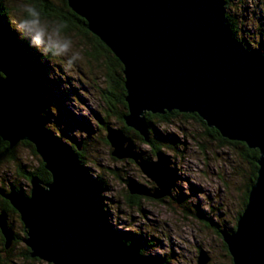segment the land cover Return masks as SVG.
<instances>
[{
  "label": "water",
  "instance_id": "water-1",
  "mask_svg": "<svg viewBox=\"0 0 264 264\" xmlns=\"http://www.w3.org/2000/svg\"><path fill=\"white\" fill-rule=\"evenodd\" d=\"M86 29L122 65L124 123L147 141L145 113L196 114L229 141L256 149V178L231 232L222 233L232 264H264V56L233 38L225 0H66ZM15 51L0 39V139L9 148L30 143L50 174L30 177L29 195L0 190L18 214L30 258L49 264H151L141 241L120 240L100 205V188L68 145L46 130L21 74ZM111 156L134 162L155 187L129 183L130 195L170 196L169 159L141 160L130 139L109 129ZM126 144V146H125ZM0 234L9 249L14 234L0 212ZM200 252L197 264H206Z\"/></svg>",
  "mask_w": 264,
  "mask_h": 264
},
{
  "label": "rangeland",
  "instance_id": "rangeland-1",
  "mask_svg": "<svg viewBox=\"0 0 264 264\" xmlns=\"http://www.w3.org/2000/svg\"><path fill=\"white\" fill-rule=\"evenodd\" d=\"M10 1L17 3V0ZM225 11L235 23L237 38H241L243 44L248 43L246 49L264 56V0H228ZM67 33L72 36L81 59L69 73L45 61L46 72L56 83L49 85L48 92L42 97H37L39 106L44 104V109L39 108L38 113L46 130L68 145L76 155L81 154L84 168L80 167L86 175L103 183V188L99 186L100 196L112 231L127 233L126 236L140 240L144 258L156 259L160 264H197L201 251L209 258L206 264H232L221 234L231 232L236 225L251 181L252 167L241 156L242 146L223 144L206 135L202 124L181 116L168 122L157 118L149 124L146 121L145 141L123 119L119 120L117 113L124 109L113 101L114 97L110 98L113 108H109L107 99H103L101 89L107 85L109 73L107 58L92 57L91 44L76 30ZM114 85H111L112 90ZM113 91L118 95L117 89ZM110 111L114 114L111 115ZM109 129L119 130L130 139L134 151H139L135 152L140 153L143 161L156 160L157 153H153V146L147 144L149 134L159 141L161 148L158 153L168 157L173 173L170 196L159 200L141 197L136 208L126 205L125 193L129 194L126 188L129 183L125 184L124 180L146 189H153L155 185L133 161L111 156L112 148L106 140ZM172 140L178 143L176 149L163 146ZM17 153L21 165L27 170L37 167V158L27 148L19 145ZM29 182L30 178L26 181L17 176L14 163L0 166V186L3 185L4 190L13 183L19 187V190L15 188L17 191L28 196ZM6 215L14 240L16 237L18 240L12 241L8 254L0 253L5 262L49 264L33 260L30 256L27 258L23 224L17 214ZM1 248L6 250L0 240Z\"/></svg>",
  "mask_w": 264,
  "mask_h": 264
},
{
  "label": "trees",
  "instance_id": "trees-1",
  "mask_svg": "<svg viewBox=\"0 0 264 264\" xmlns=\"http://www.w3.org/2000/svg\"><path fill=\"white\" fill-rule=\"evenodd\" d=\"M32 2L35 3L39 7L43 16L48 17L50 19L62 21L65 25L64 27L65 33L73 29V30H76L78 34L86 38L93 48V51H92L93 53L91 54L92 57L94 55H99V56H105L107 58L108 72H109L107 75V80H106L107 85H105L104 89H101V93L103 95V99H107V104H109V108H113L114 103L110 99L112 97H114L113 101H115V103H118L120 106L123 107L124 111L117 113L118 114L117 117L119 118V120L122 121L123 117L127 114L126 112L127 107L124 101L125 89L123 85L124 78L122 74L121 63L113 56V54L108 50V48L104 46L102 42L98 40L97 37L93 36L91 33L88 32V30L86 29L84 20L76 16L72 11H70V9L66 5L65 0H32ZM225 2H226V6H225V10H226L228 7V0H225ZM14 7H15V4L12 3L10 0H0V39L1 40L3 39L4 42L9 43V45L14 49L15 57H16L15 68L21 74L22 80L26 86L27 92L30 98L34 102L37 115L39 119L42 121L43 118L39 115L38 109L39 108L44 109V106H43L44 104L39 106L38 103L40 102V100L37 97H42L44 94H46L48 92L47 87H49V85L54 86L56 82L50 79V77L48 76V72H46V67H44L43 65L45 64V61L47 60L42 58L33 48L28 47L27 40H24V41L18 40L16 37V34L13 31L9 30L8 24L6 22V17L9 11ZM225 18H226V23L228 24L230 28V32L233 38L239 41L240 43H242V39L237 38L238 31L236 29L235 23L230 18V16L228 15L226 11H225ZM243 46L244 47L248 46V43L243 44ZM112 84H115L113 86V90L117 89L118 95L113 93L114 91L111 89ZM110 113L111 115L114 114V112L112 111H110ZM176 116L191 118L197 121L198 123L202 124V126L204 127L206 131V135L219 140L223 144L226 143V144L234 145V146L236 145L242 146L243 150H242L241 156L243 159L248 160L252 167L251 181L245 191V195H244L245 198L243 200V207L241 210L242 212L246 205L249 188L253 184L256 178V170H257L256 161L259 156L258 151L256 149L252 150V149L247 148L246 145L243 143L232 142V141H228L222 138L215 129L207 128L205 126V123L196 114H180L176 111L165 113L163 115H152L150 113H145V118L148 124H149V121H151L153 118H157L161 122L163 121L168 122L171 118H174ZM136 135L139 136L138 134ZM158 142L159 141L155 140V138L150 137V134H149V141L147 142V144L153 146L151 147L153 150V153H158L159 152L158 149L161 148V145ZM19 145L27 148L30 151L31 155L37 158L38 165L34 170L32 171L27 170L26 167L21 165L20 158L17 153V146ZM163 146L168 149L174 150L178 146V143L175 140L166 141V143ZM135 151L137 150L135 149ZM77 158H78V162L80 166L83 167L84 162L81 158V154L77 153ZM6 163H14L17 176L25 179L26 181H29V178L32 175H36L43 183H48L51 180L50 174L44 169L43 163L40 161V159L36 155L33 146L26 141L20 142L14 148H9L8 144L0 139V166ZM94 179L98 181L101 187L103 186V183L99 181L98 178H94ZM130 182L131 181L129 180H124L125 184H128ZM11 187H14L19 190V187L14 186L13 183H9V187L7 190H4V186L1 185L0 190L6 193L9 191ZM141 197L146 198L145 196L130 195L126 191L125 193L126 205L129 208L139 207V201L142 199ZM1 211H4L8 214H14V215L17 214L12 209V207L9 205V203L0 196V212ZM114 234H116V236L124 242H128L131 239L128 235L126 236L127 233H122V232L115 233L114 232ZM16 236L17 235L15 234V237ZM0 240H1V244L3 245V242H4L3 238L1 237ZM16 240H18V237L15 238L14 242ZM9 251L10 250H4L3 248L0 249V253H3L4 255L8 254ZM24 254L28 258L29 250L25 249ZM141 254H142V247H141ZM3 257L4 256L0 255V264H7L5 262V258ZM146 259L151 264H160L157 262L156 259H153V261H152V258H149V257L148 258L146 257ZM33 260H37V259H33Z\"/></svg>",
  "mask_w": 264,
  "mask_h": 264
},
{
  "label": "clouds",
  "instance_id": "clouds-1",
  "mask_svg": "<svg viewBox=\"0 0 264 264\" xmlns=\"http://www.w3.org/2000/svg\"><path fill=\"white\" fill-rule=\"evenodd\" d=\"M6 22L18 40H27L28 47L63 72L69 73L80 61L81 54L72 36L64 32V23L43 16L32 0H17Z\"/></svg>",
  "mask_w": 264,
  "mask_h": 264
},
{
  "label": "bare ground",
  "instance_id": "bare-ground-1",
  "mask_svg": "<svg viewBox=\"0 0 264 264\" xmlns=\"http://www.w3.org/2000/svg\"><path fill=\"white\" fill-rule=\"evenodd\" d=\"M253 51V50H252ZM80 165V164H79ZM155 185V184H154ZM101 192V191H100ZM165 198V197H164ZM100 205H101V207H103V203H102V198H101V196H100ZM104 212V211H103Z\"/></svg>",
  "mask_w": 264,
  "mask_h": 264
}]
</instances>
